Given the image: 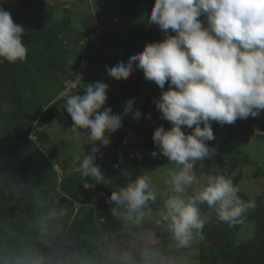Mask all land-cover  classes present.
I'll list each match as a JSON object with an SVG mask.
<instances>
[{
    "label": "rangeland",
    "instance_id": "obj_1",
    "mask_svg": "<svg viewBox=\"0 0 264 264\" xmlns=\"http://www.w3.org/2000/svg\"><path fill=\"white\" fill-rule=\"evenodd\" d=\"M142 1L0 0V7L25 29L23 42L28 48L23 61L0 63V110L9 117L4 119L0 112V264H112L107 248L119 245L127 254L133 243L127 235L112 232L119 219L122 227H126L127 214L109 202L111 193L146 176L150 190L156 195L155 201L166 194L162 187L168 186L165 184L170 173L168 167L174 162L159 154L152 140L157 127L163 126L165 130L171 127L160 119L161 113L154 104L161 89L146 81L138 68L127 81H116L106 71L119 62L126 64L147 43L164 39V33L157 26L146 24L144 17L154 0ZM95 82L107 85L105 107L122 115V126L108 136L107 147L99 142L90 145L84 136L75 139L70 131L71 118L64 110V93L83 95L85 85ZM167 88L166 83L164 90ZM132 98L133 110L141 113L138 120L131 118V111L123 115L126 102ZM239 129L242 142L239 141L238 147L251 156L255 146L252 144L249 150L243 142L253 138V143H264V110L255 118L237 119L235 125L213 122L215 139L207 142L208 146L215 145L218 136H223L225 151L230 152L227 139L237 138L235 133ZM213 141L217 142L212 144ZM93 146L100 149L95 161L101 171L99 179L86 177L79 170L80 158L90 155ZM152 151L157 152L155 158L150 155ZM228 152L197 162L194 169L197 176L202 164L207 165L204 173L215 169L226 177L242 172L235 169L236 163L227 162ZM254 160L253 165L264 164V154ZM35 167L43 174L34 175L31 171ZM85 183L92 187L85 189ZM153 185L161 187L152 188ZM257 193L264 196V178L257 183ZM69 203L72 213L62 222L65 234L51 244L42 237L49 219L55 223L57 217L62 218L61 212ZM258 203L264 207L259 198L256 203L259 210L249 215L253 217L254 232L257 228L264 229V208L260 210ZM39 204L42 211L48 212L46 216ZM34 206L38 210L32 213ZM114 207L121 214L114 215ZM151 208L158 209V215L162 211L159 202L149 201L142 210L144 215L137 219L134 214L130 226L150 224ZM205 215L210 216L202 230L206 242L198 253L195 251L188 257L194 264H264V238L252 241L254 234L243 236L236 232L241 223L229 227L218 222L215 213ZM246 217L245 214L241 218L242 223ZM142 229H147V225ZM29 233L37 236L38 242L33 243L32 236L27 240ZM166 236L162 241H167ZM250 240L259 243L251 244ZM21 241L33 252L24 250L19 245ZM151 253L154 257L157 252L152 249ZM116 261L121 260L116 258L113 264Z\"/></svg>",
    "mask_w": 264,
    "mask_h": 264
},
{
    "label": "clouds",
    "instance_id": "obj_2",
    "mask_svg": "<svg viewBox=\"0 0 264 264\" xmlns=\"http://www.w3.org/2000/svg\"><path fill=\"white\" fill-rule=\"evenodd\" d=\"M145 16L146 24L157 26L164 39L147 43L126 64L119 62L106 71L116 81H127L138 68L146 81L161 89L154 104L160 119L171 127H157L152 140L159 154L174 162L179 171H171L165 180L173 195L165 200L156 223L171 233L176 247L187 248L197 238L203 239L202 230L210 219L202 214V205L229 227L242 223L241 218L257 206L255 200L240 198V189L231 179L203 172L197 176L194 169L197 162L215 155L207 143L215 139L213 122L231 125L237 119L255 118L264 110V0H154ZM24 34L10 12L0 7V63L26 58ZM85 86L83 95L63 94L64 110L72 121L70 131L77 140L84 136L90 145L99 142L107 147L108 136L122 126V115L105 107V83ZM133 103L134 98L126 102L123 115L131 111V118L138 120L141 113L133 110ZM99 151L93 146L90 155L80 158L79 170L84 176L100 178L95 163ZM150 155L155 158L157 152ZM191 186L195 188L188 195ZM90 187L84 184L85 189ZM108 199L128 219L134 214L139 219L156 195L149 179L140 176L114 190ZM117 208L112 209L114 215L121 214ZM113 251L124 254L119 245ZM122 264L137 262L127 253ZM142 264L154 262L145 254ZM159 264L170 262L161 260Z\"/></svg>",
    "mask_w": 264,
    "mask_h": 264
},
{
    "label": "crops",
    "instance_id": "obj_3",
    "mask_svg": "<svg viewBox=\"0 0 264 264\" xmlns=\"http://www.w3.org/2000/svg\"><path fill=\"white\" fill-rule=\"evenodd\" d=\"M149 114L151 113H148V115ZM147 119H149V117H147ZM240 132H242V130L239 129L238 132L235 133L237 135V138L233 136L228 137L227 140L230 142L228 143L230 145V152H228V150L225 151V146H223L225 145L223 144V140L225 139L222 138L223 136L222 137L218 136L217 138L218 143H216L217 141L215 142L216 144L214 143V141L211 142L212 144L213 143L215 144L211 146V148L215 149V154H218L219 157H221L224 152H228L229 160H227V162H229L231 165L236 163L235 169H239V168L242 169V172L239 170L234 175H231V176L226 175V178L231 179L233 181V184L239 187L240 192L238 193V195L241 196L240 198H246L244 201L255 200L256 203L258 202L259 198H261L262 201L264 202L263 194L260 195V193H257V183H259L260 179L264 178V164H259V166L253 165L256 163L255 162L256 160L254 159L256 157H259V155L264 154V143H258V142L253 143V138L250 139L248 142L244 141L243 143H245V146L249 147V150L251 149L252 144L255 146V149L250 152L251 156L248 154L242 153L244 151L242 150V148L238 147L239 141L242 142V140L239 139L238 137V133L240 134ZM219 157L218 159L220 160ZM241 157L243 158V160ZM249 159H251V161ZM202 167L203 169H201L200 173L206 170L207 165L202 164ZM168 168L170 169V172L174 170L179 171V167L175 163L174 165ZM204 174L222 175L218 173L217 171H215V169H213L210 173H204ZM154 187L160 188L161 186L153 185L152 188ZM194 188L195 186L189 187L187 189V194L191 195L194 191ZM162 189L166 190V194L164 193V195H159L157 200L152 201V203L159 202L160 208L163 211L164 203L162 204L161 201L163 200L165 202V200L168 199L171 195H173V193L169 185L167 187L163 186ZM259 203L261 202L259 201ZM259 203H258V206L261 207ZM262 208L264 207H261L260 210H262ZM201 209H202V214L211 212V211L209 212V209L207 208L206 205H202ZM257 210L259 209L256 208L254 211L251 210L246 213L247 217L244 218L243 223L238 225L239 228L236 232H239V234H243V236H246V235L252 236L253 234H255L256 230L254 232L253 223L251 221L253 217L252 216L249 217V215L253 214ZM120 211L121 213L123 212V210H120ZM151 211L150 212L152 213V216H151L150 224L149 223L143 224V225H147V229H142V226H143L142 224H139L138 226H136V224L133 223L134 225L130 226L129 222L131 220L128 219L126 215L124 216V225H126V227H122V223L119 219V221L113 228L112 232H114L117 236L127 235L128 237H130L129 242L133 243V245L130 246L132 248L129 249L130 254L134 258V260L137 262V264H142V261L145 258V254L147 255V258L149 260L153 262L155 261L154 264L156 263L159 264V261L161 260L168 261L170 262V264H194V262L192 261V258H188V257L192 255L193 253H195V251H197L198 253V250H201V247H202L201 245L204 242H206V238L204 234L202 233L203 239L197 238L196 240H194V242L192 243L190 247H187V248L176 247V244L174 240L172 239L171 233L156 223V221L160 219V215L156 213L158 209L155 210L154 208H151ZM211 213L214 215V212H211ZM210 232H213V231H210ZM104 233H106V229L104 230ZM111 235H113V233H111ZM165 235H167L166 236L167 241L164 242L162 241V239L163 238L165 239ZM129 242H126V243L129 244ZM149 247L151 248V250H146ZM107 249L109 250L108 256H110L109 253L113 252V246H110ZM152 249L157 252L154 257L152 256V253H151Z\"/></svg>",
    "mask_w": 264,
    "mask_h": 264
},
{
    "label": "trees",
    "instance_id": "obj_4",
    "mask_svg": "<svg viewBox=\"0 0 264 264\" xmlns=\"http://www.w3.org/2000/svg\"><path fill=\"white\" fill-rule=\"evenodd\" d=\"M149 0H144V1H142V3L143 2H148ZM2 64H6L5 62H3ZM0 112H1V114H2V117L4 118V119H8L9 117L7 116V117H5L4 116V114L2 113V111L0 110ZM1 121V120H0ZM23 123V122H22ZM1 124V123H0ZM23 124H25V123H23ZM23 126V125H22ZM18 129H20V128H18ZM25 129V127H23L22 128V130H24ZM34 164V163H33ZM32 164V165H33ZM207 170V169H206ZM48 171H49V169H48ZM47 171V172H48ZM34 175H36V174H43L42 172H40V170L38 169V168H34L32 171H31ZM38 178V177H37ZM69 205H71L70 203L68 204V205H65V207L63 208V212H61L62 213V218H61V216L60 217H57L58 219L56 220V222L55 223H52L53 222V219H49V223H48V225H47V230H45V236H42V237H44L48 242H51V244L53 243V241H56L57 240V238L58 237H60V236H62L63 234H65V233H63L64 232V226H63V219L65 218V219H67L68 217H69V215L72 213V211H69ZM72 206V205H71ZM38 207H39V209L42 211L43 209H42V205L41 204H39L38 205ZM115 208V207H114ZM34 210H38L35 206L32 208V213H34ZM48 213V212H47ZM47 213H45L44 211H42V215L43 216H46L47 215ZM260 214H262V213H260ZM262 215H264V214H262ZM41 216V215H40ZM28 219H29V217H27ZM5 219V218H4ZM34 220V219H33ZM32 220V221H33ZM263 222H264V219H263ZM5 223H2V225H4ZM263 225V224H262ZM60 228H59V227ZM58 227V228H57ZM30 234V233H29ZM51 234H53L52 235V237H51ZM32 236V242L33 243H36V242H38L37 241V236H35V235H32V234H30V236L27 238V240L28 239H30V237ZM260 238H264V229H260V228H257V230H256V232H255V234H254V238L252 239V241L253 240H255V239H260ZM251 241V240H250ZM251 241V244H255V243H259V242H257V241H254V243ZM50 244V245H51ZM19 245L21 246V247H23L24 246V241H21V242H19ZM247 246V245H246ZM249 246V245H248ZM28 247L29 246H24L23 248H24V250H26V251H28V252H33V250H29L28 249ZM57 247V246H56ZM244 248V247H243ZM48 251H50L49 249H48ZM47 251V252H48ZM109 255H110V260H113V262H114V260L116 259V258H120V260L121 261H119V262H121V264H122V257L124 256V254L123 253H118V252H116V251H113V252H110L109 253ZM118 256V257H117ZM200 256H206V255H201L200 254ZM241 256H243V254L241 255ZM200 258H205V257H200ZM250 258V257H249ZM249 258H247V260H245V261H248L249 260ZM113 262H112V264H113ZM116 263H117V261H116ZM238 264H240V262H238Z\"/></svg>",
    "mask_w": 264,
    "mask_h": 264
},
{
    "label": "built area",
    "instance_id": "obj_5",
    "mask_svg": "<svg viewBox=\"0 0 264 264\" xmlns=\"http://www.w3.org/2000/svg\"><path fill=\"white\" fill-rule=\"evenodd\" d=\"M232 125H235V122Z\"/></svg>",
    "mask_w": 264,
    "mask_h": 264
}]
</instances>
